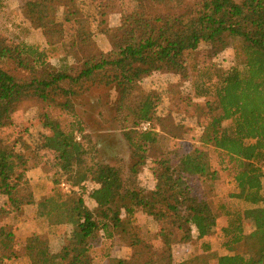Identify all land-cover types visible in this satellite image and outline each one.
I'll return each mask as SVG.
<instances>
[{"label": "trees", "instance_id": "obj_1", "mask_svg": "<svg viewBox=\"0 0 264 264\" xmlns=\"http://www.w3.org/2000/svg\"><path fill=\"white\" fill-rule=\"evenodd\" d=\"M82 1L19 0L22 17L45 46L0 37V62L29 74L19 78L0 67V264H97L99 253L100 264H264V0H91L106 12L118 9L122 20L115 28L87 15ZM97 33L109 40L108 51L96 42ZM233 43L242 67L217 73L208 85L195 81L188 54L208 44L216 59ZM59 49L62 68L53 63ZM162 73L181 79L182 95L205 101L195 140L183 135L188 130L182 124L159 116L170 95L142 85ZM94 89L117 90L108 103L140 158L126 176L109 164L86 165L88 136L79 108ZM32 107L52 132L42 151L53 160V183L70 187L37 203L41 231L60 236L58 253L42 235L19 242L17 227L6 222L36 203L24 133L1 136ZM145 121L152 123L150 131L139 129ZM149 162L152 189L140 181ZM225 175L242 206L224 203L218 215L207 186ZM88 182L95 187L88 190ZM140 212L153 223L149 242L137 225ZM250 221L254 229L247 233ZM195 240L203 259L174 262L172 248ZM124 246L132 254L118 257L115 249Z\"/></svg>", "mask_w": 264, "mask_h": 264}, {"label": "rangeland", "instance_id": "obj_2", "mask_svg": "<svg viewBox=\"0 0 264 264\" xmlns=\"http://www.w3.org/2000/svg\"><path fill=\"white\" fill-rule=\"evenodd\" d=\"M7 1V10L4 14H0V37H11L20 39L22 41H28L30 43L43 42L42 34L37 30L25 26L23 18L18 13L17 0H5ZM82 4L87 15L97 19L103 23V28H115L121 25V14L118 9L114 11L104 10L102 7L97 6L91 0H83ZM128 6L132 5L127 3ZM95 26V25H94ZM96 42L105 51L111 48L109 40L97 33L95 35ZM239 44L233 43L232 46L220 55L219 58H210V47L208 44H201L200 48L192 53H189L187 58L190 62L189 73L192 74L195 81L211 84L215 82L217 73L228 71L234 67H242L241 56L239 51ZM209 51V52H208ZM62 50H57L54 54L53 63L62 68L63 65ZM0 67L10 70L14 75L19 78H25L29 74L22 71V69H16L12 63L3 64L0 62ZM199 71H204L205 75L199 74ZM207 71V72H205ZM145 90L156 91L162 96L168 95L170 102H163L162 106L158 110L159 116L170 117L175 125H183L188 130V140H195L198 137V123H200L201 112L204 110V100H192L187 95H182L180 87H182V81L178 76L172 73L154 74L151 80H145L143 82ZM115 89H94L86 101V105L79 108L80 113L83 115L87 132V146L88 155L86 156V165L95 167L97 164L104 163L120 168L125 176L129 174L130 167L134 162L139 161L140 158L135 154V150L127 143L123 126L117 118V112L114 109L113 104H110L109 98L111 94L115 93ZM168 93V94H167ZM110 100V101H111ZM101 101V102H100ZM204 117V116H202ZM159 129V125L156 126ZM21 131L26 138V146L28 147L29 157L33 159L32 170H36L34 177L35 183L38 179L39 183L36 185H43L40 189L36 186L35 191L39 193H49V195L63 194L66 191L61 186H55L53 183L55 170L53 169V160L48 153L43 150L47 140L52 137V132L47 129L42 120L37 114V108H29L22 116L20 125L13 128L1 131V136L13 137L16 133ZM185 130L182 131L184 133ZM192 137V138H191ZM154 164L149 162L148 166L142 173L140 181L144 187L151 186L154 181V175L152 166ZM212 165L218 167V159L216 155H212ZM44 169L50 170L45 172ZM31 170V171H32ZM31 171L28 172V176ZM57 176V175H56ZM55 176V177H56ZM264 183V178H263ZM87 189L91 190L95 187L93 183H86ZM208 194L211 199V204L214 210L219 215V206L224 203H233L235 206H242V203L235 199V195L238 193V189L232 180L226 177L221 178L220 181L209 182L207 186ZM88 196V195H86ZM87 200V199H86ZM246 206L243 205V208ZM222 224L225 223L223 219ZM254 229V222L247 223L245 230L247 233ZM219 234L218 232H215ZM145 242L151 240V236L145 234ZM52 249H58V240L51 243ZM200 242L195 240L192 244L176 245L171 250L172 259L174 262L179 263L181 261H197V259H203L204 256L201 253ZM97 264L101 262V254H98ZM210 264H216L215 260H210ZM198 264V262H197Z\"/></svg>", "mask_w": 264, "mask_h": 264}, {"label": "crops", "instance_id": "obj_3", "mask_svg": "<svg viewBox=\"0 0 264 264\" xmlns=\"http://www.w3.org/2000/svg\"><path fill=\"white\" fill-rule=\"evenodd\" d=\"M18 2V13L21 14L20 12V8H19V0H17ZM7 10V1H5V10L3 12H1L0 14H4V12ZM22 16V15H21ZM23 18V17H22ZM23 22L25 23V26H28L29 28L31 27L29 22H27L24 18H23ZM34 30V29H32ZM44 39V38H43ZM41 44H43L45 46L46 42L45 39L43 40V42H41ZM35 172H37L36 170H32L29 174L30 179H32L35 175ZM31 183L33 186H37L39 189L41 187H43V185H36L39 183L38 179L35 183V178L33 180H31ZM152 185V183H151ZM264 185V183H263ZM153 188V185L150 189ZM49 196V193H39L37 191L34 192V197H35V204H31V205H26L22 208L21 212L16 215V216H12L10 217L6 222L10 225H15L17 227V230L15 232L17 240L19 242H25L28 238L34 236V235H42L44 236L50 243V247L51 250L54 253H58L61 247V239L60 236H57L55 233H52L50 231H46V232H42L40 229V223H41V219L37 218V211H38V205L37 203L41 201V199L43 197H47ZM87 205L91 208L94 209L96 207V203L94 200H92L91 198L88 197V202ZM137 218V225L141 227V232H142V237L143 239L145 238V234H147V236H149V232L148 231H154V227H153V223L150 221V219L144 215L142 212L138 213L136 215ZM58 240L59 242V248L57 249H52V245L51 243L53 241ZM115 254L118 257H129L132 254V248L129 247H119L115 249ZM5 264H29L28 261H22V260H7L5 262Z\"/></svg>", "mask_w": 264, "mask_h": 264}, {"label": "built area", "instance_id": "obj_4", "mask_svg": "<svg viewBox=\"0 0 264 264\" xmlns=\"http://www.w3.org/2000/svg\"><path fill=\"white\" fill-rule=\"evenodd\" d=\"M139 129H140L141 131H144V132L150 131V130L152 129V123H151L150 121H145V122L141 123ZM155 129H156V130H159L157 127H156ZM62 187H63V189H64L66 192L69 191V188H70V187H69L68 184L63 183V184H62Z\"/></svg>", "mask_w": 264, "mask_h": 264}]
</instances>
